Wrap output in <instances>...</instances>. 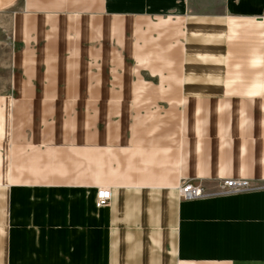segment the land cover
Returning a JSON list of instances; mask_svg holds the SVG:
<instances>
[{
    "label": "crops",
    "instance_id": "crops-1",
    "mask_svg": "<svg viewBox=\"0 0 264 264\" xmlns=\"http://www.w3.org/2000/svg\"><path fill=\"white\" fill-rule=\"evenodd\" d=\"M1 8L13 9L15 48L35 45L20 56L29 83L0 95V264H264V0ZM183 53L184 89L169 87L162 79L176 72L166 65L180 66ZM48 70L64 78L46 84ZM153 92L185 94L164 104L180 110L176 181L166 160L150 164L166 154L168 132L123 116ZM23 141L31 177L15 181ZM181 178L209 195L184 199ZM228 179L252 189L222 194ZM101 189L112 193L103 207Z\"/></svg>",
    "mask_w": 264,
    "mask_h": 264
},
{
    "label": "rangeland",
    "instance_id": "rangeland-1",
    "mask_svg": "<svg viewBox=\"0 0 264 264\" xmlns=\"http://www.w3.org/2000/svg\"><path fill=\"white\" fill-rule=\"evenodd\" d=\"M0 95H11L13 96V89L12 87L16 84H28L29 83V73L32 71L29 70V68H20L21 65V59L28 55L32 56V47H34V42L32 41L30 47H31V54L27 51V45L24 46V44L21 45V48H15L14 46V38H17V33L15 34V28H14V16L12 13L13 9L10 8H1L0 9ZM43 38L44 35H42ZM47 40V39H46ZM44 39L43 44L40 45L42 48H47L49 55H54L52 51V46L50 43H48ZM69 47V46H67ZM23 48L24 52L18 53ZM44 48V49H45ZM68 49V48H66ZM175 55L176 52H174ZM22 55V58L20 57ZM44 56V55H43ZM181 65L177 66V63L174 65H166L165 71L167 73H171L173 75V72H176V75L170 76L167 75L162 79V83L169 87H181L184 89V83L186 82V57L185 53L182 54ZM161 65L163 64L160 60H158ZM46 69L44 68L43 71ZM49 73V80L46 82V84H54L56 81L61 82L60 78H64V74L61 73L59 76V71H54L53 74H50V71L48 70L46 72ZM170 76V77H169ZM17 94L14 96L16 97ZM185 96L184 92L174 93V92H168V93H152L151 101L146 103L145 101H136L135 103H132L133 107H130L129 109H124L123 116L124 119H130V123L132 119L139 118V117H148L149 120H147L148 130L149 133H154L155 135L159 133H163L165 130L168 132L167 134V142H166V154L162 153L159 155H153L150 156V164L151 168L152 166L156 165L153 161L161 159L166 160V164L164 166V176L170 177L172 180H177V159L179 158V121H180V110L177 108H169L168 103H173L174 100L182 99ZM172 101V102H171ZM161 103L160 107L156 106L155 104ZM167 105V106H164ZM135 105V107H134ZM138 106V107H137ZM119 112V110H118ZM144 120H142V123ZM132 125V124H130ZM135 126V125H134ZM144 126V124H143ZM136 127H140L137 125ZM172 128V129H171ZM165 131V132H166ZM176 134V135H175ZM175 135V136H174ZM173 137L172 139H170ZM7 147L9 148V153L11 155V162L13 160V157L15 155V141L13 140H7ZM18 151L16 153L20 154V149L22 150V164L25 166V169H18L15 166V173H11L13 180L15 181H28L30 180L31 174L29 173V142H17L16 143ZM18 162L20 164V157L18 156ZM17 161V160H16ZM17 165V164H16ZM159 167H161V164H158ZM156 165V166H158ZM162 174V173H158ZM52 176L56 177L58 174H51ZM174 178V179H173ZM187 184H194V185H201L203 187L202 182H196L191 181L189 179H183L181 178L180 181L177 183L178 192L181 196V189L183 186ZM203 184V185H202Z\"/></svg>",
    "mask_w": 264,
    "mask_h": 264
},
{
    "label": "built area",
    "instance_id": "built-area-1",
    "mask_svg": "<svg viewBox=\"0 0 264 264\" xmlns=\"http://www.w3.org/2000/svg\"><path fill=\"white\" fill-rule=\"evenodd\" d=\"M252 189L247 180H224L222 184V194H238ZM209 195L201 185L187 184L181 189V196L186 200H193ZM112 193L109 189H101L98 192V206H107L111 200Z\"/></svg>",
    "mask_w": 264,
    "mask_h": 264
}]
</instances>
